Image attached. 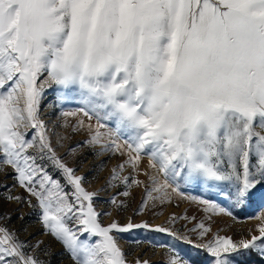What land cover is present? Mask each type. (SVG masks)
Here are the masks:
<instances>
[{
  "label": "snow or ice",
  "instance_id": "1",
  "mask_svg": "<svg viewBox=\"0 0 264 264\" xmlns=\"http://www.w3.org/2000/svg\"><path fill=\"white\" fill-rule=\"evenodd\" d=\"M53 88L58 95L50 106L75 101L79 107L62 115L82 113L89 121L71 125L72 134L87 138L66 155L87 148L123 157L109 186L119 180L143 189L137 215L149 200L163 206L175 194L203 205L205 215L233 216L228 206L187 190H205L235 207L256 194L264 198V0H0V172L10 167L36 204L7 185L4 200L39 208L44 234L73 264H128L117 234L135 229L190 244L210 257L208 264H240L251 253L264 260V214L250 217L260 221L259 235L250 231L239 241L214 235L200 244L147 221L103 226L97 193L57 154L68 137L58 136L54 147L41 118ZM111 203L120 209L115 198ZM190 231L204 240L211 229L199 223ZM28 248L0 226V264H44ZM133 264L151 261L137 257ZM166 264L194 262L168 248Z\"/></svg>",
  "mask_w": 264,
  "mask_h": 264
},
{
  "label": "rangeland",
  "instance_id": "2",
  "mask_svg": "<svg viewBox=\"0 0 264 264\" xmlns=\"http://www.w3.org/2000/svg\"><path fill=\"white\" fill-rule=\"evenodd\" d=\"M57 95L58 93L54 88L47 92L41 105V118L48 125L49 136L54 147H57L58 136L68 137V139L62 141L63 147H57V154L64 158L69 167L76 170V175L84 177L83 186L87 191L97 193L94 199V208L96 212L101 214L99 221L103 226L107 227L114 221L121 226L129 220L133 223L147 221L152 225L162 224L165 227H171L179 235L189 237L193 244L205 243L211 240L214 235L231 237L234 241L250 239V231L252 235H259L256 227L260 224V221L250 218L264 214V198L259 194L254 195L249 203L243 207H235L205 190L199 188L187 190L189 195L211 198L222 206H228L233 216L205 215L202 211L203 205L184 200L182 197H176L175 194H173V202L163 206L157 203L155 207H152V202L149 200L148 206L140 215H137L144 195L143 189L135 185H132L130 189H126L119 180L113 182L118 185L117 187L109 186L112 169L123 162V157L96 156L93 150L87 148H77L74 154L66 155L69 148L75 147L87 138L86 132L72 134L71 125L77 119H82L85 123H89V121L82 113H78L75 117H64L62 115L63 111H74L79 107L75 101H68L60 107L50 106L49 102L54 101ZM65 123L69 126L62 127ZM91 123L95 124V120ZM45 167L50 175L62 184H66L64 177L55 168L47 162H45ZM142 167H147V157L143 160ZM3 168L4 171L0 172V226L15 232L20 241H24L29 245V253L38 256L39 259L44 261V264H73L63 246L44 234L45 230L39 221V208L33 209L29 207L28 203L9 202L3 199V196L6 195L4 185H7L13 196H20L36 204V200L29 197L25 190L19 187L12 178L14 174L11 168L6 165ZM130 173L131 169H128L121 175L128 176ZM140 178L142 179V177ZM66 190L71 191V186L66 185ZM125 190L130 192L128 196L121 194ZM113 198L121 204L119 210H117L116 205L111 203ZM173 215L178 219L174 224L168 223ZM179 217H187L188 219H179ZM199 223H203L211 229L204 240H198L196 232L190 231ZM71 226L75 227L76 225ZM117 236L118 244L125 253L128 264H133L137 257L142 260H150L151 264H166L168 248H174L178 254L192 260L194 264H208L210 260L205 252L198 251L192 245L176 240L164 233L135 229L128 233H119ZM37 241L42 243L38 248L33 249L32 246L36 245ZM158 244H164L166 247H155ZM45 250L47 255H45ZM253 257L261 259L257 253L247 254L238 259L240 264H247L254 259Z\"/></svg>",
  "mask_w": 264,
  "mask_h": 264
},
{
  "label": "trees",
  "instance_id": "3",
  "mask_svg": "<svg viewBox=\"0 0 264 264\" xmlns=\"http://www.w3.org/2000/svg\"><path fill=\"white\" fill-rule=\"evenodd\" d=\"M254 259H252V261L250 262L249 261V263H247V264H264V260H262V259H258V258H256V257H253Z\"/></svg>",
  "mask_w": 264,
  "mask_h": 264
}]
</instances>
